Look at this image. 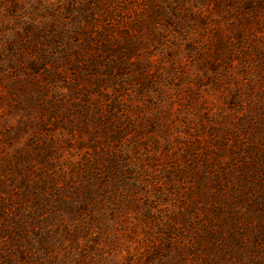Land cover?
<instances>
[{
  "label": "rangeland",
  "instance_id": "374dc122",
  "mask_svg": "<svg viewBox=\"0 0 264 264\" xmlns=\"http://www.w3.org/2000/svg\"><path fill=\"white\" fill-rule=\"evenodd\" d=\"M0 264H264V0H0Z\"/></svg>",
  "mask_w": 264,
  "mask_h": 264
}]
</instances>
